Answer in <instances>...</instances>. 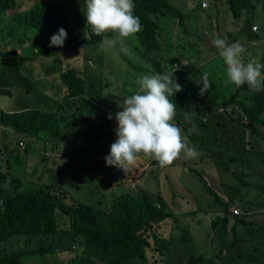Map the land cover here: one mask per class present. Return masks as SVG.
<instances>
[{"label": "trees", "instance_id": "16d2710c", "mask_svg": "<svg viewBox=\"0 0 264 264\" xmlns=\"http://www.w3.org/2000/svg\"><path fill=\"white\" fill-rule=\"evenodd\" d=\"M134 1L136 5L134 14L139 17L142 25L141 31L136 34L139 46L135 49L139 51L146 63H150V55L153 52L154 62L161 65L164 72H169L171 67L173 69L170 74L171 78L173 81L176 79L182 86L181 92L169 97L177 105L175 123L184 130L186 135L192 124H195L196 129L206 128L210 124L211 116L220 122L217 126L224 136L229 134V131H224L227 126L224 127L223 124L238 126L241 129L240 145L237 150L227 147L228 151L235 150L236 153L228 161L219 160L222 163L221 166L234 162L238 155L243 158V155L248 152L253 155L259 151L258 154L264 157V135L262 134L264 130V91L252 92L247 85H244L221 100L225 90L224 80L217 74L212 75L207 72L210 83L207 93L201 96L200 91L192 92L196 86L200 90L198 85L202 84V76L206 72L203 69L209 63L196 67L192 64L189 73H186L187 65L181 68L183 64L181 62L187 58L190 59V56L184 53L185 50L183 51L182 38L175 34L176 23L170 40H167L164 30L168 24L160 25L157 21L160 17H172L176 18L179 23L182 10L174 6L171 0ZM80 3L81 0L37 3L22 15L18 16L15 13L11 16L13 23L24 24L23 37L25 39L22 37V44L23 40H29V30L40 24L42 44L30 58L29 55L23 56L22 54L16 58L15 49L1 53L2 58L6 57L3 63L8 67L1 71L0 81L13 65L17 71L25 69L24 63L28 59L50 58L47 60H53L56 66L54 77L50 79L53 99L48 103V108L45 106V111H43L45 108L43 110L24 109L17 112L0 110V126L5 129L10 128L14 134L21 136V139L28 140L24 147H21V139H16V150L24 155L26 176L22 179L16 178L11 175V168H7L5 173L0 172V264H35L36 259H41L44 264H166L164 255L170 252L174 243L171 240L172 224L165 223L168 220L175 222L182 215L192 218L188 227H177L182 242H191L197 247L205 248L209 245L210 247L215 246L216 241H220L218 245L220 249L211 257L212 260H209L207 256L197 255L193 249L188 248L186 255L190 258L189 261L182 260L179 264H240L234 250L237 247L238 236L243 234V231H251L258 240L259 249L261 247V253L251 264H264V222L250 220L244 212V214L234 215L229 211V203L213 187L208 186L201 175L200 179L209 197L213 198L208 209L201 205L202 202L199 199L197 202L187 203L179 210L177 207H170L167 203L155 205L151 196L130 190L118 197L109 195L111 196L109 207H102L101 204L92 206L79 201L71 202V199L67 198L66 192L62 190L63 186L79 188L84 175H88L90 181L98 180L103 189L105 186L109 188L105 184L108 182L105 178L110 172H115L118 176L111 185L119 182L131 183L133 180V177L127 178L122 171H116L117 167L108 166L105 160L110 153L111 144L117 139L118 124L115 114L107 112L95 102L105 96L103 69L109 58L104 54L98 55L100 63L97 62L99 70L96 77L100 81L99 84H88L87 78L93 77V74L86 69V65L93 66L94 64L90 56L86 57L88 59L86 64L77 59H71L66 63L52 59L57 54L67 56L70 53L79 52L86 45L96 46L102 42L104 37L91 32L85 17L75 16ZM13 5L14 0H0V15L15 10ZM182 5L179 4L180 7ZM228 10L224 14L225 18L238 19L249 15L255 7H248V0H228ZM249 26V21H246L235 31L236 35L244 36L242 41H245ZM60 28H64L67 32L64 46L50 47L51 36L56 34ZM83 28L84 31H82ZM19 29L20 27L8 32L0 31V38L6 36L11 39L13 31ZM71 29L75 31L71 32ZM240 44L245 47V43ZM211 46L215 48L213 44ZM24 49L25 47L22 46L21 50ZM199 53L197 50L194 54L198 56ZM165 54L171 62L166 61ZM243 59L245 62L263 60L264 63V51L252 54L247 46ZM19 63H22V66ZM174 63L178 64V68L174 67ZM64 64L65 69L62 67ZM97 87L99 94L94 93ZM0 94L11 95L9 92L1 91ZM185 112L194 114L191 116V124L185 120ZM110 114L111 120L108 118ZM86 118L92 119L91 127L81 128V120ZM96 120H105V123L101 125ZM106 120L107 125H105ZM83 122L86 123L85 120ZM112 122L115 124L114 128H110ZM244 129L257 135V143H246ZM105 136L109 138L110 143L102 144ZM35 139L40 141V151H38V157H33L38 160L37 165L31 167L27 163L28 158L32 157L29 140ZM231 140L234 141L235 138ZM80 146H84L85 151L81 150ZM193 146L197 152L201 151L199 144ZM88 147L95 151V159L89 156L92 166L85 169L80 162L90 152ZM205 149L210 151L214 148L208 146ZM57 151H61V156L67 157L69 162L62 161L56 154ZM81 152H84L83 158ZM213 152L209 154L214 158L213 163L218 166L220 164ZM135 164L140 167L142 164L145 167L152 164L159 166L155 160L144 156H141ZM57 167L59 170L55 176L54 172ZM171 167L172 165L162 168L161 183L169 180ZM220 169L223 168L220 167ZM229 175L239 181V186L242 185L244 175L240 176L236 172ZM93 192H96L95 189L93 191L92 188L89 189L88 200L94 194ZM105 196L102 198L104 199ZM98 200L99 198L96 200L93 198V201ZM63 217L70 219L69 229L62 227L60 219ZM205 223L210 224L207 225L209 230L204 236L199 237V243L197 238L192 237L191 232L195 224L199 226ZM229 234L233 237V242L230 244L226 238ZM195 240L198 243H195ZM18 242L22 248L15 250ZM7 244L10 251L7 250ZM230 246L231 249L228 252L223 248ZM72 250L76 256L64 263L61 255Z\"/></svg>", "mask_w": 264, "mask_h": 264}, {"label": "rangeland", "instance_id": "374dc122", "mask_svg": "<svg viewBox=\"0 0 264 264\" xmlns=\"http://www.w3.org/2000/svg\"><path fill=\"white\" fill-rule=\"evenodd\" d=\"M202 1H207L212 4L210 10L205 11L201 9L200 5ZM261 0H248V7H255V10L251 11L248 16V21L250 23H255L260 27L259 37L263 40L262 45L255 43V47L252 46V43L248 41V46L252 54H259L261 52V47H264V13ZM64 2V0H14V9L15 13L20 16L23 12L30 9L34 4H47V3H59ZM171 3L183 10L187 15V20L185 25L190 28V36L186 40V46L184 47L186 54L190 56V59L195 58V51L199 50L204 46L208 50L210 57V63L205 70L212 75L217 74L221 77L224 82V93L221 97V100L227 98L231 93H235L237 88L230 84L226 78V71L224 74V68L221 63V59L216 54L214 48L211 46V40L214 35L211 30H206L204 24H206V19H204L205 14H216V3L214 0H171ZM81 4L85 5V0H81L80 7L75 13V16L81 15L84 10L81 7ZM179 4H184L189 9L180 7ZM197 5V6H196ZM227 8H225V13H227ZM8 18V17H6ZM158 23L161 25L167 23V27L164 30L167 40H170L173 32L175 23L179 27L178 20L172 17H160L157 19ZM226 23H230V18H225ZM209 25V23H207ZM217 30H220V26H217ZM74 29H71V32H74ZM84 31V28L82 29ZM25 33V27L21 26L19 30L13 31V38L9 39L8 37L0 38V74L1 71L8 66L3 63V58L1 53L11 51L15 46L19 48L21 53V46L18 44L21 43V39ZM90 33V32H89ZM40 24H37L36 27H33L28 32L29 40H23V45L25 46V54L30 56L34 52H37L42 44V37L40 35ZM6 35V33H5ZM177 35V34H176ZM39 36V37H38ZM182 34L178 35L181 37ZM243 35H236L235 38L243 39ZM37 38V40H36ZM25 39V37H23ZM99 44L96 46L86 45L82 50L77 53H70L67 56L55 55L52 59H58L63 61V63L69 62L71 59H77L82 61L84 64L88 62L86 57H91L94 60L93 66L86 65L93 77L87 78L88 84L96 83L99 84V79L96 77L98 75L100 63L99 54H104L109 61L104 64V84H105V96L101 100L95 102L101 106L107 112L117 113L119 109L118 104L122 102L123 98L133 94L138 86L135 81L139 77L137 71H131L130 74H127L126 70L133 69L132 63L138 65L139 63H146L141 54L135 47L139 46L137 41V35L132 38L126 39L124 41L118 42L114 47L107 48L104 51L99 50ZM38 46V47H37ZM34 48H37L36 51ZM190 51V53H189ZM153 53V52H152ZM194 55L193 57H191ZM46 58V57H45ZM201 58H206V53L201 54ZM50 59V58H47ZM44 58L38 59H28L25 61V69H20L17 71L15 66H11V70L7 72L2 81H0V91L9 92V95L0 94V110L4 112H17L24 109H40L43 110L45 106L48 108V103L52 101L51 95V85L50 79L54 77L55 63L53 60H47ZM167 61H170L167 59ZM98 62V63H97ZM22 66V63H19ZM65 69V64L62 65ZM62 71V69H61ZM173 69L170 71V73ZM64 73V72H62ZM61 73V74H62ZM35 75L36 81L33 79ZM128 75V76H127ZM59 77V76H57ZM129 79H128V78ZM29 91V93L27 92ZM88 91V96H89ZM94 93L99 94V88L97 87L94 90ZM183 102V101H182ZM46 108L43 110L45 111ZM86 121L84 123L83 121ZM92 121L91 118H86L81 120V128H90ZM218 122L213 116L210 117V124L206 128L196 129L191 136H187V139L190 143V146L199 144L201 146V151L198 152V155L195 158H186L181 157L174 162L172 167L169 169V180L161 183L160 177L163 175V169L160 166H154L153 164L149 167H145L143 164L141 167L138 164L133 165V167H128L125 171L122 169H117L116 171H122L127 178L133 177L131 183L122 184L121 182L111 185L114 180L118 178L116 173L110 172L108 177L105 178L108 182L105 184V189L101 186V183L98 180H89L88 175H84L81 180V186L79 188L71 186H63L62 190L66 192L67 198L71 199V202L78 201L81 199L88 200L89 189H95L96 192L90 196L89 203L94 206L109 207L111 196L115 197L120 196L121 194L131 192H140L145 195L151 196L155 205H161L167 203L170 207L176 208L179 210L180 207L185 206L191 201L202 202L201 205L208 209L213 202V198L209 197L204 183L200 179V175L204 178V181L208 186L213 187L215 191L222 196L226 201H239L241 199L248 200L254 206V208L264 207V157L262 154L258 153L251 155L249 152L243 155V158H240L239 155L232 163H226V165L221 166L219 160L228 161L235 155V150L228 151V148L236 149L240 145V131L241 129L236 125H224L227 128H224V131H229V134L226 136L223 135L220 128L217 126ZM115 124L112 122L110 128H114ZM1 127V126H0ZM109 129V127H108ZM246 133V143H257V135L253 134L250 130L244 129ZM97 132V131H96ZM264 135V130H262ZM235 138L232 141V138ZM16 139L15 134L7 128L5 130L0 129V172L5 173L7 168H11V175L16 178H24L26 176V167L24 165V155L16 150ZM25 143L28 141L24 140ZM110 143L108 137H104L102 144ZM30 148L32 150V157L28 158L27 163L34 167L37 165L38 160L33 157H38V151H40V141L39 140H29ZM204 148H203V147ZM208 146L213 147L212 150H207ZM89 148V147H88ZM80 149L85 151L84 146H80ZM259 150V147H257ZM76 150V149H73ZM89 153L84 158L80 164L88 169L91 161H89V156L94 157L95 151L89 148ZM211 151H214L213 154L217 159V162L220 165H215L213 163L214 158L209 154ZM247 152V150H245ZM54 154V153H53ZM56 154L62 159V161H68L67 157L61 156V151H57ZM84 152H81V157L83 158ZM20 160V161H18ZM144 167V168H142ZM222 167L223 169L219 168ZM59 168H55L54 175L58 174ZM236 172L237 174L244 175L242 185L239 186V181L235 180L234 177L229 174ZM107 194V195H106ZM106 195V196H105ZM105 196L103 199L102 197ZM98 199V201H93ZM159 203V204H158ZM179 205V206H178ZM239 207V205H234ZM104 209V208H103ZM241 209V208H240ZM105 210V209H104ZM191 216L184 217L179 216V218L173 222L168 220L165 224L171 223L173 232L171 240H173V246L169 253L164 255L166 264H179L184 260L188 255H186V250L188 248L193 249L194 253L203 254L207 257H212L220 249V241H216V245L210 247L202 248L197 247L194 244L184 243L180 240V231L178 226L181 228L188 227L191 221ZM253 221L262 223L264 221V214H257L252 217ZM61 225L65 229H69L71 221L69 218L63 217L60 219ZM207 225H194L191 235L193 238L204 236L209 228ZM195 240V243L198 241ZM200 243V241H199ZM71 244V243H70ZM7 250L10 251L8 244L6 245ZM15 250H20L22 247L20 242L15 245ZM261 253V249L259 254ZM258 254V255H259ZM76 254L72 251L64 253L61 255V258L64 263H67L71 257H75ZM60 257V255H57ZM35 264H44L41 262V259H36ZM32 262V261H31Z\"/></svg>", "mask_w": 264, "mask_h": 264}, {"label": "clouds", "instance_id": "9594fccd", "mask_svg": "<svg viewBox=\"0 0 264 264\" xmlns=\"http://www.w3.org/2000/svg\"><path fill=\"white\" fill-rule=\"evenodd\" d=\"M214 1L216 3L215 7L222 10L223 14H225V8L229 11L228 0ZM260 2L264 13V0ZM81 7L84 12L80 15V18H86V24L90 26L91 32L97 36L104 37L98 46L100 51L114 47L118 42L132 38L141 31L140 19L134 14V10L136 11L134 0H85V5L81 4ZM182 7L189 9L184 4ZM200 7L206 11L211 9L212 4L202 1ZM11 11L9 12L12 16L15 12ZM248 16L244 15L238 20L245 24L248 21ZM204 17H207L204 19L208 21V14H205ZM186 20L187 15L182 12L179 20L180 30L189 31V34L179 37L182 38L184 46L187 45L186 40L190 36V28L185 25ZM13 24L14 29L24 26L21 22H14ZM230 24L222 25L216 19L214 24H207L206 26V30L211 26H220L221 35L211 40V45L213 44L216 54L222 61L227 81L236 88L247 85L252 92L264 91L263 60L245 62L243 59L248 39L261 43V40H258L261 39L259 37L260 27L251 24L250 30L245 34V41L238 40L235 43H228L230 36L225 34L224 31ZM176 29H178L177 24ZM50 39V47H63L67 39V32L64 28H60ZM240 43H245V47ZM20 44L25 47L22 43ZM198 51L200 52L199 55L193 60L187 58L181 62L183 63L181 68L183 65H187L185 68L186 73H189L192 64L196 67L210 63L208 50L202 46ZM263 51L264 48H261V53ZM202 53H206V58H201ZM154 57V53H152L150 55V63H139L138 65L132 63L133 69L126 70L127 74H130L131 71L138 72L139 77L135 81L138 88L133 94L123 98L122 102L118 104L120 111L117 113L109 112L115 114L118 124L116 129L117 139L111 144L110 153L105 157L106 163L110 167H117L125 171L129 166L135 164L141 156H144L155 160L161 168H166L173 165L182 156L195 158L198 155L196 148L190 146L184 130L175 123L177 105L169 99V97L181 92L183 90L182 86L176 79L173 81L171 78L170 71L172 68L170 67L169 72H164L162 66L154 62ZM165 58L167 61L166 54ZM174 67L178 68V64L174 63ZM198 86H200V90L196 86L192 92L200 91L201 96L207 93V89L210 87L209 74L207 72L203 74L202 84ZM111 114L108 117L109 120L112 119ZM192 115L194 114L184 113L185 120L190 124L192 123ZM96 121L101 125L105 123V120ZM107 123L108 121L106 120L105 125ZM195 130L196 126L192 124V127L188 129V135H191ZM15 136L21 139V136L16 134ZM21 142L25 144L23 139H21ZM78 201L92 205L88 200L81 199ZM227 202L229 203V211H231L230 208L235 203H232V200ZM226 238L230 243L233 242V237L230 234ZM236 244L237 247L234 251H236V259L240 264H248V258L254 260L257 257L254 253H246L253 247L258 246V240L251 231H243V234L238 236ZM223 248L228 252L231 246ZM207 259L212 260L211 257H207Z\"/></svg>", "mask_w": 264, "mask_h": 264}, {"label": "crops", "instance_id": "0c3cea01", "mask_svg": "<svg viewBox=\"0 0 264 264\" xmlns=\"http://www.w3.org/2000/svg\"><path fill=\"white\" fill-rule=\"evenodd\" d=\"M183 8H185V7H183ZM208 10H210V9H208ZM208 10H206V11H208ZM182 12H183V10H182ZM222 12H223L222 10L216 8V14L215 15L208 14L209 19H208V21L206 19V24H204V26L205 27L207 26V22L210 25L214 24V22H215L216 19H218L222 25L226 24V21L224 23V14ZM6 17H8V18H6ZM204 18H207V17H204ZM230 23L231 24L228 25V27L225 29L224 33L225 34H228L230 36V38L228 40V43H235V42L238 41V39H235V36H236V32L235 31H237V27H239L241 25H244V24H243V22L241 20L234 19V18H231L230 19ZM251 24L257 25L255 23H250L249 22V25L250 26H251ZM250 26H249L248 31L250 30ZM12 29H14V24H13V20H12V17H11V13L8 11L7 13L1 14L0 15V31L1 32H8V31H10ZM208 30H211L212 33H213V35H214V37H213L212 40H214L215 38L219 37V35H221L220 34V31H218L217 30V27H215V26H211ZM188 32L189 31H182L180 29H176L175 30V34H177V35H180V34L186 35V34H189ZM258 40H261L260 45H262L263 40L262 39H258ZM248 41L252 43V46H255V43L257 42L256 40H253V39H248ZM19 45L21 46V44H19ZM247 46H248V44H247ZM21 48H22V46H21ZM261 48H264V47H261ZM13 49H15V51H16V58H19L21 56V54L23 56H27L25 54V51L24 50H22L21 53H20L19 48L15 47ZM34 50H36V49L34 48ZM5 58L6 57L3 58V61H4ZM32 75H33L34 81H36L35 75L34 74H32ZM0 129L1 130H5V128H3L2 126L0 127ZM232 203H235V205L236 204L239 205L238 208H241L240 209L241 210L240 213H243L244 212L249 217V219H252V217L254 215L264 214V207L254 208L253 204L251 202H249L248 200L241 199V200H239L237 202L236 201H232ZM228 244H230L229 241H228ZM260 249H261V247H260ZM260 249H259V246H256V247H253L252 249L248 250L246 253H248V254L254 253V254H256L258 256ZM197 255H202V254H198L197 253ZM189 259L190 258L186 257L184 260L185 261H189ZM247 260H248V264H251L254 261V260H252L250 258H248Z\"/></svg>", "mask_w": 264, "mask_h": 264}, {"label": "built area", "instance_id": "2783aa9c", "mask_svg": "<svg viewBox=\"0 0 264 264\" xmlns=\"http://www.w3.org/2000/svg\"><path fill=\"white\" fill-rule=\"evenodd\" d=\"M21 147H24V143H23V142H21ZM230 210H231V212L234 213L235 215H239L240 212H241L240 208H238V207H236V206H234V205L231 206Z\"/></svg>", "mask_w": 264, "mask_h": 264}]
</instances>
